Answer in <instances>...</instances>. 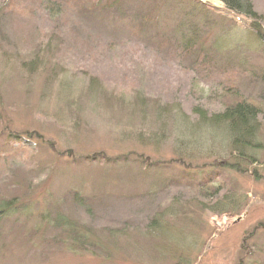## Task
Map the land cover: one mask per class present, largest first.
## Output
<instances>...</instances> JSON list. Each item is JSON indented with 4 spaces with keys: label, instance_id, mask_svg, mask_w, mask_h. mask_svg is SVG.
Masks as SVG:
<instances>
[{
    "label": "rangeland",
    "instance_id": "obj_1",
    "mask_svg": "<svg viewBox=\"0 0 264 264\" xmlns=\"http://www.w3.org/2000/svg\"><path fill=\"white\" fill-rule=\"evenodd\" d=\"M253 24L220 0H0V264H264V150L230 171L193 129L232 86L264 111Z\"/></svg>",
    "mask_w": 264,
    "mask_h": 264
},
{
    "label": "trees",
    "instance_id": "obj_2",
    "mask_svg": "<svg viewBox=\"0 0 264 264\" xmlns=\"http://www.w3.org/2000/svg\"><path fill=\"white\" fill-rule=\"evenodd\" d=\"M220 1H222L227 10L235 13L238 16L241 15L249 20H253L254 30L257 31L259 37L261 36L260 25L256 23V20L259 19L256 10H254V0ZM179 22L174 30V33H178L176 35L180 36L181 44L185 46V50H188L190 45L194 47L195 42H201V39L199 37L197 40L196 38L192 39V36L187 37L186 32H184L182 28L184 26L186 28L185 20ZM261 37L264 42V36L262 35ZM193 49L194 48L190 49V53L193 51ZM201 58H204V56H201ZM219 104L221 111L212 112L211 114L207 110H202L201 108L197 109L196 112L199 115V121L196 126L194 125V128L192 126L193 124L189 126L185 119H183L182 123H185V125H187L189 129L193 128L194 132L197 131V134L203 137V140L210 141L211 143L213 142L212 147L215 146L214 148H216V146L218 147L219 143L222 140L224 141V143H227V146L223 147L224 150L232 151L233 160L238 161V163L232 164L228 162L226 168L230 171H237L245 174L249 171L247 169L250 165L258 162L257 157L259 153L264 150L259 138L260 132L262 130L260 116L264 114V111L256 104V102H254V100L251 101L250 99H246L245 96H243L239 92V90L234 88L233 86L226 92H222ZM199 143L200 141L198 140L197 145H200ZM243 166L245 168H243ZM223 178L224 176L220 175L219 179L224 183ZM212 184L213 183H211L209 179H204L201 188L204 189L205 187H208L202 193L208 195V190L214 193H218L221 189L224 190L226 187V185H221L219 188L214 187L208 189ZM229 203L231 204L221 207L223 209L219 211L218 214L237 215L242 212L244 207H246V204L244 202L243 204L240 203L239 205L237 203L235 206L234 204H232L234 203L233 199L229 200ZM219 205L222 206L221 204ZM232 205H234L235 208H227V206L230 207ZM4 206L2 208H5ZM237 207L240 208H238L236 211ZM57 223L59 224L58 226L68 232L69 235H71V233L73 232L79 233V229H77L74 224L69 223L63 218H59L57 220ZM81 238L84 240H89L90 235H88L87 233L83 234L82 232Z\"/></svg>",
    "mask_w": 264,
    "mask_h": 264
}]
</instances>
